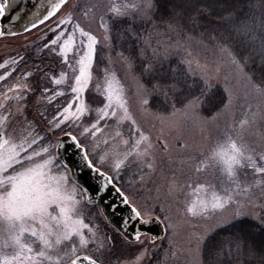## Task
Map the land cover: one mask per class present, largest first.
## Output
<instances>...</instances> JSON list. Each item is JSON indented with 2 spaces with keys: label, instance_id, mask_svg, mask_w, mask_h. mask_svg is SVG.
I'll use <instances>...</instances> for the list:
<instances>
[{
  "label": "snow or ice",
  "instance_id": "snow-or-ice-1",
  "mask_svg": "<svg viewBox=\"0 0 264 264\" xmlns=\"http://www.w3.org/2000/svg\"><path fill=\"white\" fill-rule=\"evenodd\" d=\"M17 2L0 0V18ZM159 4L160 0H136L131 5L115 7L95 0L90 9L79 14L73 0H47L40 5L43 12L33 13L34 19L23 32L0 29V39H27L34 32L39 34L36 57L31 63L19 50L0 57V225L4 226L0 228V264H143L151 246L164 240L171 245L170 237L185 225L197 228L189 234L183 249L186 264H233L234 254L243 253L255 264H264V203L257 205L253 192L260 188L264 196V150L256 152L237 130L236 139L229 137L226 150L207 157L224 166L229 186L224 188L223 196L213 194L210 202L182 201L181 184L173 179L166 191L157 189L158 203L150 204L138 199L131 188L138 191L155 170L156 146L151 134L141 127L122 89L114 88L113 81L108 82L102 98L89 94L98 45L103 42L111 48L112 31L120 25L117 34L121 40L132 39L143 45L138 50L144 64L142 74L133 77L142 113L169 127L190 121L202 131L209 121L227 118L234 97L227 89L220 107L207 116L203 114L201 97L212 88L211 76L208 65L195 58L182 61L187 65L183 84L176 67H169L172 79L167 84L155 81L149 85L144 81V76L156 73L157 66L164 67L168 48L163 53L152 48L151 35L142 37L135 25L140 22L157 29ZM255 7L262 12L258 49L251 44L256 39V26L248 19L228 18L230 28L210 34L208 43L243 80L246 89L264 100V72L257 78L247 71L256 57L264 68V0ZM182 15L178 10L169 13L165 34H180ZM97 17L100 34L91 27ZM191 23L196 24L197 19L192 17ZM246 44L252 51L242 54ZM48 56L52 61L45 66ZM124 61L129 70L134 69L131 56L124 57ZM197 71L204 84L199 94L192 92L193 85L186 82V77ZM157 96L168 105V113L151 108ZM109 121L115 124L112 133L105 132ZM248 123L241 121L240 129ZM125 124L130 125L128 139L119 130ZM161 149L167 151L168 144L161 143ZM77 156L79 160L74 159ZM70 165L86 170L89 180L97 183L91 187L81 183ZM131 168L139 169V180H129L126 189L124 176ZM242 168H250L260 179L245 184L238 174ZM109 189L124 206L121 209L116 205L114 212L127 213L121 215L111 235L102 232L100 224L90 218L95 208L93 196H100L102 203ZM113 204L107 207L113 208ZM257 206L260 212L255 211ZM99 215L109 221L103 209ZM248 219L258 227L248 233L233 232L242 229ZM196 221H203V226L198 227ZM130 224L134 231L131 238ZM152 226H160L162 234L153 237L144 230ZM121 245L132 246L135 252L130 258L113 259L114 250Z\"/></svg>",
  "mask_w": 264,
  "mask_h": 264
},
{
  "label": "rangeland",
  "instance_id": "rangeland-1",
  "mask_svg": "<svg viewBox=\"0 0 264 264\" xmlns=\"http://www.w3.org/2000/svg\"><path fill=\"white\" fill-rule=\"evenodd\" d=\"M104 2L115 7H123L125 4L131 5L136 0H104ZM93 3H95V0H73L79 14L90 9ZM34 8L33 5L32 9ZM36 10H33L32 13ZM32 13H29L28 18H32ZM98 23L97 17L91 27L100 34L102 30L97 29ZM23 25L24 23H20L18 28L11 31L23 32L25 26ZM149 34L151 35L152 48H158L163 53L167 47L168 57L174 56L181 61L195 58L200 63L208 65L211 76L210 83L218 84L224 90H231L234 93L233 105L227 118L221 117L218 121H209L202 131L200 127L194 126L190 121H182L179 126L169 127L162 124L161 121L145 115L140 110L135 95L133 69L129 70L124 61V55L122 56L121 53L112 54L103 45V42L98 45V48L107 49V52L102 55L103 65L96 66L95 63L93 66V80L89 94L96 95L98 99L102 98L108 82L113 81L114 88L122 89L121 94L128 101V106L141 127L146 133L151 134L152 143L156 146L154 149L156 167L150 176V180L146 179L145 184L140 185L138 191L135 187L131 188L138 199L148 201L150 204L158 203L155 200L157 189L161 192L166 191L168 184L176 179L181 184L180 199L182 201L191 203L207 200L210 202L213 194L223 196L224 188L229 185L222 162L219 160L209 161L207 157L221 149L226 150L229 137L236 139L237 130L242 131L246 142L255 148L256 152L264 150V100L251 94L246 89L243 80L237 76L226 60L213 47L195 38L189 40L188 37H182L176 33L165 34L164 30L158 28L154 29L153 35L152 31ZM149 34H147L146 39ZM38 36L39 34L34 32L28 35L27 39L24 37L0 39V57H7L10 54H15L17 50L21 52L27 49L25 45L29 47L38 42ZM152 48L149 49L152 51ZM184 65L187 67L186 64ZM193 67H195V64H193ZM194 76L200 78V73L197 71ZM243 120H248L249 123L241 130L240 122ZM109 125L105 132H114V122L109 121ZM129 127L130 125L125 124L119 129L123 132L125 139L130 136ZM161 143L168 144L167 151L161 149ZM197 167L200 168L199 172L196 171ZM126 173H128V180L125 182L124 187L128 189L129 180L133 182L139 180V169L131 168ZM238 174L245 184L260 179L259 176L253 174L250 168L239 169ZM253 192L255 193L254 198L257 205L264 203V196L261 195L260 188H254ZM88 210V208L85 209V211ZM99 211L98 208L92 210L90 218L93 222L100 224L102 232H106L108 229L114 234L109 223L99 215ZM255 211L260 212V207L257 206ZM195 223L198 227H202L204 224L203 221H196ZM2 227L4 226L0 225V228ZM195 230L197 228L192 225L181 226L177 229L175 236L170 237L171 245L168 240L157 241L155 246L150 247L149 255L144 259L143 264H148L153 254L159 250L162 251L160 264H186L183 249L187 245L189 234ZM177 252L180 254L174 256L173 253Z\"/></svg>",
  "mask_w": 264,
  "mask_h": 264
},
{
  "label": "trees",
  "instance_id": "trees-1",
  "mask_svg": "<svg viewBox=\"0 0 264 264\" xmlns=\"http://www.w3.org/2000/svg\"><path fill=\"white\" fill-rule=\"evenodd\" d=\"M259 3L260 0H160L159 11L156 15V22L159 25L158 29L165 31L164 24L169 13H172L174 10L181 11L183 13V27L179 35L182 37L191 36L192 38L200 40L213 47L208 43L209 35L215 34V32L228 30L230 28L228 18H232L237 21L241 19H248L252 21L256 26V39L254 41H251L250 37L248 39L251 41V44L258 49L260 36L262 34V30L259 27L262 12L261 9L255 7V5H258ZM200 13H202V15H199ZM192 17H195L197 19L196 24L191 23ZM126 24L127 21H125V26ZM120 27V25H117L113 29L111 39L112 47L107 48L112 52V54L123 53L125 57L131 56L135 61L133 73L135 74V76H141L144 64L143 60H141L138 55V50L143 47V45L139 41L132 39L121 40V38L117 34ZM135 27L137 32L144 38H146L147 34H149L150 31H152V35L154 34V29L151 24H142L140 22H137ZM38 42H35L27 49L21 51L27 57H29L30 63L31 60L35 59L36 57V47ZM238 50H240L239 46ZM243 50L244 51L242 54H247V52L252 51V48L246 44L243 45ZM106 52L107 49L98 48L96 66L103 65L102 55H104ZM147 53L149 56H151L150 49L147 50ZM50 61H52V57H46L44 60L45 66H47ZM55 66V63H53V67ZM169 67L179 68V75L181 77V83L183 84L186 75L184 71L186 66L179 58L174 56L168 57V59L164 62L163 68L157 66L156 73H154L151 77L144 76V81L149 85H151L155 81H160L163 84L169 83L172 79V73L169 71ZM247 71L250 74L255 75L257 78L260 77L261 73L264 72V68H262L260 65L259 57H256L255 61L249 63ZM186 82L187 84L193 85L191 91L196 94H199L201 89L204 88L203 82L197 76H187ZM211 84V90L207 91L206 95L201 97V99H203L204 101L202 111L205 116L212 113L214 109L220 107V101L226 94L222 86L213 83ZM151 108L153 109V111H159L160 113L165 114L170 111L168 105H166L158 96L153 97ZM127 175L128 173H126V175L124 176V186L125 182L128 180ZM94 209H96V207ZM257 227L258 225L255 221L248 219L245 221L242 229L233 230V232L243 231L245 233H248L253 231ZM106 232L110 235L112 234L111 230L107 229ZM228 234L229 233H225L224 235ZM134 251V247H130L129 245H121L114 250L113 259H115L116 256H119L122 259L130 258ZM161 260L162 251L159 250L155 254H153V257L148 262V264H160ZM233 264H255V260L250 259L246 253L239 255L234 254Z\"/></svg>",
  "mask_w": 264,
  "mask_h": 264
},
{
  "label": "water",
  "instance_id": "water-1",
  "mask_svg": "<svg viewBox=\"0 0 264 264\" xmlns=\"http://www.w3.org/2000/svg\"><path fill=\"white\" fill-rule=\"evenodd\" d=\"M28 9L29 8H28L27 0H18L16 6L11 8L9 12L3 18H0V27L5 26L4 24H6V26H9V25L19 26L20 23L23 24L29 19L28 18L29 13L30 12L32 13V11H29ZM9 29H6V30H9ZM74 159L79 160V157L77 156ZM70 167H72V172L76 174V177L79 178V181L81 183L86 184L89 187L94 186L95 183H97L96 181L89 180V176L86 170H81L75 167L74 165H70ZM93 199H94L95 205L98 206L100 209H103L105 215L109 218V221H111V223L109 221L108 223H110V225H112L114 228L116 225L120 223L121 215H125V216L127 215L126 212H123V213L114 212L113 209L115 208L116 205H119L121 209H123L124 206L120 203L119 196L111 189H109L108 192L103 194L102 203L100 202L101 201L100 196L94 195ZM113 202H115V204H113ZM109 204H113V208H108L107 205ZM136 227H140V225H136ZM144 230L148 231L150 235L153 237H157L162 234V230L160 226H152L151 228L145 227ZM128 234L130 238L134 235L133 227L131 226V224L128 226Z\"/></svg>",
  "mask_w": 264,
  "mask_h": 264
},
{
  "label": "flooded vegetation",
  "instance_id": "flooded-vegetation-1",
  "mask_svg": "<svg viewBox=\"0 0 264 264\" xmlns=\"http://www.w3.org/2000/svg\"><path fill=\"white\" fill-rule=\"evenodd\" d=\"M46 2H47V0H30L29 1L30 4L35 6L34 10L39 8L38 10H36L37 12L43 11V8H41L40 5L43 3H46ZM4 25L5 26H1L0 28L5 30V31H6V29L13 28L12 25H9V26H6V24H4Z\"/></svg>",
  "mask_w": 264,
  "mask_h": 264
}]
</instances>
